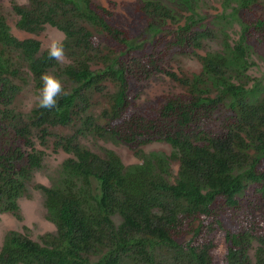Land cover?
I'll use <instances>...</instances> for the list:
<instances>
[{
	"label": "trees",
	"instance_id": "obj_1",
	"mask_svg": "<svg viewBox=\"0 0 264 264\" xmlns=\"http://www.w3.org/2000/svg\"><path fill=\"white\" fill-rule=\"evenodd\" d=\"M178 1L180 24L159 0L0 6V215L21 221L33 185L55 229L6 232L0 264H264V83L248 73L264 62V0H221L210 20L204 0ZM9 14L23 33L61 32L67 63L14 36ZM186 59L198 70L177 73ZM43 75L61 81L56 109L37 106ZM157 76L181 91L140 101ZM46 151L68 157L50 186L32 184Z\"/></svg>",
	"mask_w": 264,
	"mask_h": 264
},
{
	"label": "rangeland",
	"instance_id": "obj_2",
	"mask_svg": "<svg viewBox=\"0 0 264 264\" xmlns=\"http://www.w3.org/2000/svg\"><path fill=\"white\" fill-rule=\"evenodd\" d=\"M103 4L106 3V0H101ZM116 2L120 1H133V0H113ZM157 1V0H156ZM165 6L172 9L175 12L174 18L178 21V24L183 22L182 17L188 14V12L181 9L178 4V0H159ZM15 2L18 4H24L26 0H0V6L3 7L7 12L10 11L11 3ZM221 0H204V6L202 8V13L210 14L207 20H210L214 15L219 13ZM202 17V16H201ZM16 17L9 14L7 23L10 27L11 33L19 39L24 38H33L40 41L43 48L50 47L53 41L61 43L63 40V34L56 30L55 28L47 26L41 33L38 35L26 34L23 33L15 27ZM168 25V23H167ZM234 32H230L231 36L236 38V33L238 32V27L234 26ZM236 32V33H235ZM205 50L216 49V46L212 44H207L204 48ZM202 53V52H201ZM255 66L249 70V75L252 78L260 80L264 83V62L253 59ZM60 64L64 65L67 63L66 58L63 57L59 61ZM174 70L182 72L184 74H192L198 70V64L194 59L182 60V63L179 66L174 67ZM175 84H173L166 76H157L149 80L140 93V101H145L147 99H152L154 97L160 96L162 94H175L180 92ZM36 101V96L32 91H27L23 96V105L27 109ZM83 144L90 146L94 151L98 152L100 148L104 147L111 149L116 152L125 165H130L139 162L123 145H115L111 143H104L101 141H83ZM150 151H164L169 152L168 147L162 143H153L145 148V152ZM68 156L63 152L50 153L46 151V157L44 159L43 167L34 174V179L32 184H42L44 186H50L51 182L55 180L60 172L61 163ZM177 171L176 165L172 166L171 177L169 181L173 182V177ZM28 195L29 197L21 198L18 203L20 206V211L22 215V220L18 221L14 217L2 214L0 215V247L2 244L3 237L8 231H18L20 233H26L31 239L39 241L40 236L45 233H53L55 231L54 226L45 220V210L43 206V196L40 192L34 189L33 185L28 186ZM256 244H253V250L255 249ZM253 250L249 251L250 256L252 257Z\"/></svg>",
	"mask_w": 264,
	"mask_h": 264
},
{
	"label": "clouds",
	"instance_id": "obj_3",
	"mask_svg": "<svg viewBox=\"0 0 264 264\" xmlns=\"http://www.w3.org/2000/svg\"><path fill=\"white\" fill-rule=\"evenodd\" d=\"M49 59L60 61L64 57L63 45L57 41H53L48 49ZM42 87L37 97V106L40 109L53 110L57 108L58 97L64 92L61 81L50 75H43Z\"/></svg>",
	"mask_w": 264,
	"mask_h": 264
}]
</instances>
